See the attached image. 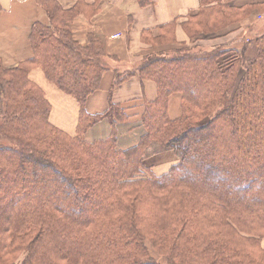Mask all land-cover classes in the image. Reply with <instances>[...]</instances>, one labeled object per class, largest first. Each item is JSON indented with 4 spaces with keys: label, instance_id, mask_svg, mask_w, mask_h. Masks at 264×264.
<instances>
[{
    "label": "trees",
    "instance_id": "1",
    "mask_svg": "<svg viewBox=\"0 0 264 264\" xmlns=\"http://www.w3.org/2000/svg\"><path fill=\"white\" fill-rule=\"evenodd\" d=\"M228 2L201 0L187 36L255 11ZM37 3L49 23L33 24L31 57L15 67L0 59V264H264V35L239 51L153 53L135 69L156 90L141 113L110 102L90 115L86 100L108 70L102 45L73 39L79 2ZM168 28L151 42L172 43ZM34 69L78 104L74 135L50 123ZM134 73L115 71L111 89ZM102 121L109 133L87 140ZM167 151L177 162L155 175L146 159Z\"/></svg>",
    "mask_w": 264,
    "mask_h": 264
},
{
    "label": "crops",
    "instance_id": "2",
    "mask_svg": "<svg viewBox=\"0 0 264 264\" xmlns=\"http://www.w3.org/2000/svg\"><path fill=\"white\" fill-rule=\"evenodd\" d=\"M55 1L64 10L74 7L79 2L81 13L71 24L73 39L84 46L88 44L90 37H94L100 41L104 51V62L108 70L104 73L99 88L86 100L85 110L90 115L104 113L110 102L123 105L124 102L136 99L140 101L154 99L156 94L154 84L142 81L135 69L144 58L153 53L171 52L180 44L194 46L198 40V37L189 39L182 26L197 16L201 0H151L150 5L146 7H140L137 0ZM228 4L239 9L255 5V11L233 24V27L216 33L208 40L199 38L200 42L204 41L206 44L204 48L201 47L204 50L214 46L239 48L244 43L245 35L251 34L257 25H264V21L257 23L253 18L257 10L264 8V0H229ZM36 22L45 25L49 23L45 11L38 5L37 0H0V59L5 66L15 67L31 57L29 35ZM168 27H172L170 35L173 42L153 44L151 41L171 31ZM133 70L134 75L120 86L111 89L115 71L125 73ZM29 78L43 90L51 105L50 123L58 129L61 128L60 130H66L65 126H69L70 129L76 127L79 113L76 101L50 84L40 69L32 70ZM171 106L170 102L168 113ZM55 114H58L57 117H54ZM108 133L109 127L102 121L90 129L85 137L92 140L104 137ZM261 245L264 248V238Z\"/></svg>",
    "mask_w": 264,
    "mask_h": 264
},
{
    "label": "rangeland",
    "instance_id": "3",
    "mask_svg": "<svg viewBox=\"0 0 264 264\" xmlns=\"http://www.w3.org/2000/svg\"><path fill=\"white\" fill-rule=\"evenodd\" d=\"M264 12V9L262 10H258L257 13H263ZM256 13V14H257ZM255 14V15H256ZM246 17V16H245ZM243 17V18H245ZM255 22L259 23L258 21H256V16L253 17ZM239 20V19H238ZM238 23V22H237ZM263 23V22H261ZM233 25V24H232ZM232 25H226V26H223L222 28L218 29V31L210 34V33H206V28H204L203 26L200 25V28H197V29H194L192 33H194L195 35V38L198 37L197 39V42H196V45L192 46V47H200L201 50H204L203 48L206 46L205 42L204 41H199L200 39L199 38H207V40L215 35L216 33L226 29V28H231L233 27ZM203 34V35H202ZM260 35H264V25H257L252 31H251V34H248V35H245L243 38H244V41H246L248 38H252V37H255V36H260ZM247 37V38H246ZM190 39V37H189ZM193 43V42H191ZM195 44V43H194ZM197 44H201L200 45H197ZM244 44V43H243ZM243 44L241 47L239 48H236V47H233L232 49H236V50H241L242 47H243ZM203 47V48H201ZM214 47H219V46H214ZM213 48V47H212ZM224 48V47H223ZM231 47H227V49H229ZM210 49V48H209ZM208 50V49H207ZM38 86V85H37ZM39 87V86H38ZM41 89V88H40ZM43 91V90H42ZM44 93V92H43ZM45 95V94H44ZM46 98V96H45ZM143 101V100H142ZM142 101H140L139 99H136V100H133V101H130V102H124L123 103V106L125 107H130L132 109H129L128 112L130 114L132 113H141V110H142V107H141V103ZM171 102V109H170V113H169V116L171 119H175L179 116L180 112H179V96L178 95H175L173 97H171L169 103ZM58 112V111H57ZM58 114H55L54 117H57ZM50 116V115H49ZM138 117H134L132 120H136ZM66 130H63L65 131L67 134L69 135H74V132H75V127L74 128H69V126H65ZM61 129V128H60ZM86 138V137H85ZM177 162L176 160V156L170 152V151H167V152H160L148 159H146V165L150 164L151 167H152V172L155 174V175H162L164 174L165 172L168 171V169L174 165L175 163ZM149 165V166H150ZM262 241V240H261Z\"/></svg>",
    "mask_w": 264,
    "mask_h": 264
},
{
    "label": "built area",
    "instance_id": "4",
    "mask_svg": "<svg viewBox=\"0 0 264 264\" xmlns=\"http://www.w3.org/2000/svg\"><path fill=\"white\" fill-rule=\"evenodd\" d=\"M255 16H256V21H258V22L264 21V12L263 13H257Z\"/></svg>",
    "mask_w": 264,
    "mask_h": 264
}]
</instances>
